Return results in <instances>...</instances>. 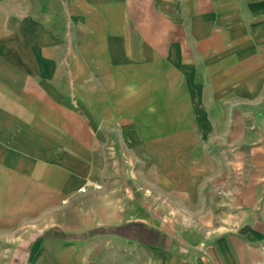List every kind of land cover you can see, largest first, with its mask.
Wrapping results in <instances>:
<instances>
[{
  "label": "rangeland",
  "instance_id": "1",
  "mask_svg": "<svg viewBox=\"0 0 264 264\" xmlns=\"http://www.w3.org/2000/svg\"><path fill=\"white\" fill-rule=\"evenodd\" d=\"M131 27L116 15L89 22L0 7V159L29 177L52 165L58 178L19 192L29 201L14 226L0 227V264L163 263L147 249L189 245L164 228L172 218L163 201L180 194L218 214L203 224L204 263L229 225L253 219L254 207L231 211L244 199L243 164L229 160L226 142L210 141L222 129L194 109V64L155 63L145 32ZM23 244L29 261L17 263Z\"/></svg>",
  "mask_w": 264,
  "mask_h": 264
},
{
  "label": "crops",
  "instance_id": "2",
  "mask_svg": "<svg viewBox=\"0 0 264 264\" xmlns=\"http://www.w3.org/2000/svg\"><path fill=\"white\" fill-rule=\"evenodd\" d=\"M16 6L25 9L27 14L84 15L89 22L96 16L116 15L118 22L128 20L133 30L145 32L151 50L147 56L154 57L155 63L163 57L173 64H194V109L205 113V126L222 129L223 134L211 136L210 141L226 142L229 160L243 164L244 199L240 197L234 202L231 211L235 214L236 207L248 206L255 208V215L239 231L229 225V232L218 237L219 242L208 250L204 263L203 224L218 220V214L213 207L205 212L204 202L193 205L187 195L165 198L162 206L170 208L165 210V215L170 213L172 218L169 226L165 224V230L178 232L170 237L185 240L189 245L164 250L149 248V255L166 257L163 263L155 257L153 261L149 258L147 264H264V0H0V7ZM256 159L260 160L259 166L253 170L252 161ZM51 166L44 169L45 173L41 171L29 177L27 169L13 170L0 159V227L3 230L16 224L17 206H25L29 201L28 196H20L19 192L32 182L44 185L57 181L53 169H49ZM234 166H229L228 174H236ZM39 169L43 170L42 166ZM185 188L188 189L187 184ZM252 191H259L253 200ZM188 206L195 210L188 211ZM175 208L178 212L174 218L179 219V227L173 219ZM192 221L195 225L187 224ZM196 223L200 226L196 227ZM214 229L218 227L207 230ZM212 249L217 250L213 253ZM29 252L28 245L18 246L13 252L14 261L28 262Z\"/></svg>",
  "mask_w": 264,
  "mask_h": 264
},
{
  "label": "trees",
  "instance_id": "3",
  "mask_svg": "<svg viewBox=\"0 0 264 264\" xmlns=\"http://www.w3.org/2000/svg\"><path fill=\"white\" fill-rule=\"evenodd\" d=\"M44 236H46V233L44 234ZM44 236H43V237H44Z\"/></svg>",
  "mask_w": 264,
  "mask_h": 264
}]
</instances>
